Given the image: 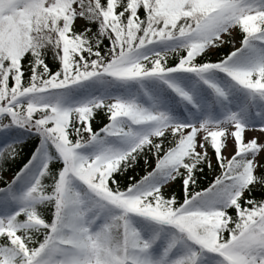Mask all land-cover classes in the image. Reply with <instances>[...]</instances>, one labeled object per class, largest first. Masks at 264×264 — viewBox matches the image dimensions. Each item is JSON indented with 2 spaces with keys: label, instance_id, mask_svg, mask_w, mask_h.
<instances>
[{
  "label": "snow or ice",
  "instance_id": "6c2138e0",
  "mask_svg": "<svg viewBox=\"0 0 264 264\" xmlns=\"http://www.w3.org/2000/svg\"><path fill=\"white\" fill-rule=\"evenodd\" d=\"M0 264H264V0H0Z\"/></svg>",
  "mask_w": 264,
  "mask_h": 264
},
{
  "label": "trees",
  "instance_id": "16d2710c",
  "mask_svg": "<svg viewBox=\"0 0 264 264\" xmlns=\"http://www.w3.org/2000/svg\"><path fill=\"white\" fill-rule=\"evenodd\" d=\"M98 119H99V117H98ZM209 179H211V175L210 174H206L203 178H202V181L201 182H203V183H207V181L209 180Z\"/></svg>",
  "mask_w": 264,
  "mask_h": 264
}]
</instances>
